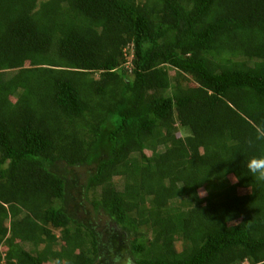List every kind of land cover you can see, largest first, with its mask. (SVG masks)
<instances>
[{"label":"trees","instance_id":"1","mask_svg":"<svg viewBox=\"0 0 264 264\" xmlns=\"http://www.w3.org/2000/svg\"><path fill=\"white\" fill-rule=\"evenodd\" d=\"M257 129L264 0H0V264H264Z\"/></svg>","mask_w":264,"mask_h":264},{"label":"clouds","instance_id":"2","mask_svg":"<svg viewBox=\"0 0 264 264\" xmlns=\"http://www.w3.org/2000/svg\"><path fill=\"white\" fill-rule=\"evenodd\" d=\"M249 149L255 148L258 144H264V130L257 129L253 136L246 141ZM244 167L247 169L253 179L259 183H264V150L259 154L249 155L244 162ZM234 181L238 178H233ZM204 193H201L203 195ZM126 264H131V261H126Z\"/></svg>","mask_w":264,"mask_h":264},{"label":"rangeland","instance_id":"3","mask_svg":"<svg viewBox=\"0 0 264 264\" xmlns=\"http://www.w3.org/2000/svg\"><path fill=\"white\" fill-rule=\"evenodd\" d=\"M171 70L169 71V74H171ZM189 82H192V80H190ZM181 132V131H180ZM112 183L114 184V186L117 188V189H120L121 188V186H122V184H123V178L122 177H120V176H115L114 178H113V180H112ZM88 209H89V211L91 212V209H90V206H88ZM92 214V213H91ZM104 217L105 216H103L102 218H94V220L95 221H97V222H99L100 224H103V220H104ZM56 234H58L57 232H56ZM125 262V261H124ZM124 262L122 261V263L121 264H124Z\"/></svg>","mask_w":264,"mask_h":264}]
</instances>
